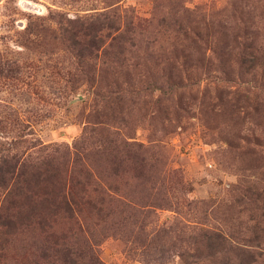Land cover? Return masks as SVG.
Listing matches in <instances>:
<instances>
[{
    "label": "rangeland",
    "instance_id": "374dc122",
    "mask_svg": "<svg viewBox=\"0 0 264 264\" xmlns=\"http://www.w3.org/2000/svg\"><path fill=\"white\" fill-rule=\"evenodd\" d=\"M249 44L264 0H0V264H264Z\"/></svg>",
    "mask_w": 264,
    "mask_h": 264
},
{
    "label": "trees",
    "instance_id": "16d2710c",
    "mask_svg": "<svg viewBox=\"0 0 264 264\" xmlns=\"http://www.w3.org/2000/svg\"><path fill=\"white\" fill-rule=\"evenodd\" d=\"M226 37H229L228 33L226 34ZM253 44V43H252ZM249 44V45H243L244 48H240L239 51L237 53H235V55L232 56V54L230 53V51H228V47H225L224 49L220 48H216V50L214 49L212 52L214 53V55H216V58L218 60V64L220 66V68L223 71H226L225 69L227 68V64L228 63H232L234 61L233 57L235 58V62L237 63V66H239V70L243 72V69H245V71L249 74H253L254 71H258L261 72L260 76L262 81L264 82V50H261L260 48L255 47L254 45ZM220 50V51H219ZM120 54H123L122 49L119 51ZM178 56H174L173 58H168V61L170 62V64L168 65V69H170L171 73L175 72V71H179L180 69V64L178 66V61H177ZM184 60L186 61H191V58L189 57V55H185L183 57ZM208 61L209 64H214L212 61V58L210 57H206V56H202L201 58H197V63L196 66H198L199 64H202V62ZM184 64H182L181 67H183ZM243 68V69H242ZM257 82H260V80H258ZM250 83V82H249ZM256 86V85H254ZM264 87V84L262 85ZM256 88H258L256 86ZM261 88V87H260ZM258 91L260 92L259 88ZM248 96L245 95L244 98ZM262 96L264 97V93H262ZM3 172L9 174L10 171L9 170H4L3 167H0V174L2 176ZM0 181H3L2 179ZM75 204H77L75 201H73ZM71 203V199L68 201L66 199H62L61 202H57V203H52L53 206L55 207H70ZM32 209L35 210L34 206L29 205ZM50 211H48V215ZM226 241V237L223 234H213L212 236H210L207 240H206V245L208 248H211V250H215L218 251V253L225 251L226 249H217L219 248L223 242ZM230 251L231 253H233L236 256V261H234V264H256L258 262L259 257L263 256V250L262 251H258L257 249H243V254L237 253L238 251L230 249L227 250ZM66 261L65 263H69V259H70V263L74 262L71 258H72V252L69 249H66ZM232 261H227L224 262V264H231ZM233 264V263H232Z\"/></svg>",
    "mask_w": 264,
    "mask_h": 264
}]
</instances>
